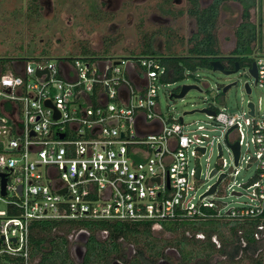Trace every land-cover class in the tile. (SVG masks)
I'll list each match as a JSON object with an SVG mask.
<instances>
[{"label": "built area", "instance_id": "built-area-1", "mask_svg": "<svg viewBox=\"0 0 264 264\" xmlns=\"http://www.w3.org/2000/svg\"><path fill=\"white\" fill-rule=\"evenodd\" d=\"M254 57L255 85L264 89V54ZM166 75L167 66L153 55L85 54L13 59L8 69L0 65V256L33 264L36 221H148L156 226L202 219L208 210L238 220L263 213V98L258 104L248 100L240 113L207 107L215 112L206 115L220 135L210 136L203 125L189 134L185 121L165 118L161 110L159 90ZM235 142L240 145L237 164L228 144ZM216 143L222 145L220 157L225 148L232 163L223 158L221 166L210 168L209 175L216 168L213 177L226 176L213 194L204 196L211 188L207 185L198 198L201 157ZM243 145L252 146L254 154L244 158ZM242 161L246 168L256 164L245 184L236 182ZM234 184L248 191L251 202L225 209L228 203L214 197L226 186L241 196ZM263 228L260 223L256 237ZM89 234L80 228L69 235L77 260Z\"/></svg>", "mask_w": 264, "mask_h": 264}, {"label": "rangeland", "instance_id": "rangeland-1", "mask_svg": "<svg viewBox=\"0 0 264 264\" xmlns=\"http://www.w3.org/2000/svg\"><path fill=\"white\" fill-rule=\"evenodd\" d=\"M208 2L209 0H202L204 6ZM261 4L262 8H259L258 3L257 8L251 10V20L257 25L263 21V41H257L255 53L261 48L263 52L259 53L264 54V0H261ZM187 7V0H0V57L26 60L46 57L56 60L60 57L84 55L81 52L83 49L91 50L92 52L87 53L89 55L95 51L103 57L128 56L139 54L148 45L159 55L185 56L190 47L189 37L197 29L195 19L187 14ZM242 9L238 1H228L220 12L215 34L223 55H229L235 47V30L242 21ZM234 81L237 84L227 92L220 90V86ZM247 81L252 86L251 95L244 87ZM185 84H196L201 91L191 89L183 98L170 99V92ZM260 97L263 98L264 110V89L255 85L248 67L229 76L202 67L194 71L185 69L182 79L166 82L159 90V104L165 118L172 116L175 119L186 111L211 106L226 107L231 113H240L247 108L248 100L258 104ZM184 121L187 124L184 129L189 134L203 125L209 128V131H205L210 136L216 138L220 135V131L213 129V121L204 112L185 114ZM242 152L244 158H247L254 154V149L243 145ZM223 158L231 165V155L224 148V156L220 157L217 143L201 157L203 174L195 191L196 197L199 198L207 185L217 181L218 177L209 178V171L212 167L221 166ZM255 169L256 164L246 168L242 161L236 182H248ZM225 185L226 182L222 183V186ZM232 187L243 194L233 195L226 186L225 191L222 190L214 199L220 197V200L227 202L225 209L251 202L244 187L239 188L236 184ZM187 229L181 225L174 232L155 229L153 234L165 245L167 240L174 241L175 238L186 235ZM224 230L228 233L226 227ZM135 245L136 249L142 247L140 244ZM128 249L127 247V252ZM259 249L264 254V233L258 243ZM258 250L255 253L252 250L244 253L242 250L238 264H250L249 257H256ZM165 254L166 259L155 264H179V253L173 248L168 246ZM73 258L76 262L80 261L74 255ZM223 258L224 255L217 252L212 255L209 264H237L238 261L231 263ZM196 260L190 264L196 263ZM201 262L206 263L205 260ZM125 264H128L127 261Z\"/></svg>", "mask_w": 264, "mask_h": 264}, {"label": "trees", "instance_id": "trees-1", "mask_svg": "<svg viewBox=\"0 0 264 264\" xmlns=\"http://www.w3.org/2000/svg\"><path fill=\"white\" fill-rule=\"evenodd\" d=\"M188 1V12L191 17L195 18L197 29L188 40L190 47L187 55H159L150 45L139 54L133 55H156L162 58L167 65V75L164 79L167 83L182 79L185 69L192 71L199 67L212 69L211 61L216 59H220L227 69H233L237 63L242 68L250 67L255 61V46L262 37V20L258 25L251 20V10L257 8L258 3L261 8V1L211 0L205 7L201 6L200 0ZM228 1H238L242 5V21L235 30V47L229 56L222 57L215 30L221 6ZM107 51L108 48H106ZM81 52L85 55L92 51L83 49ZM13 59L21 58L0 57V65L3 69L11 68ZM214 212V210H208L205 219H177L162 223L167 230H177L181 225L191 224L193 228L206 232L205 240L190 241L184 238L177 241L182 256L181 264H190L196 259L194 264H201L202 260H205L204 264H209L210 258L217 252L226 255L227 262L235 263V257L240 249L244 250V253L250 250L255 253L258 250L259 240L254 235L258 225L260 223L264 225V211L258 217L242 220H221ZM225 227L228 233L224 230ZM80 228L88 229L91 236L87 241L83 260L77 263L71 253L72 242L69 235ZM102 232H107V234L102 236ZM239 232L242 234L240 235ZM213 234L217 235L220 247H216L212 242ZM241 237L246 244L245 246L242 244V247ZM122 240L142 246L138 249V255L132 264H155L163 254L164 245L155 238L152 223L148 221L44 220L36 221L32 225L31 257L33 264H111L116 259H126ZM260 250L256 257H249L250 264H264V254ZM0 264H22V262L18 258L3 255L0 256Z\"/></svg>", "mask_w": 264, "mask_h": 264}, {"label": "water", "instance_id": "water-1", "mask_svg": "<svg viewBox=\"0 0 264 264\" xmlns=\"http://www.w3.org/2000/svg\"><path fill=\"white\" fill-rule=\"evenodd\" d=\"M211 66H212V69H213L214 71H220V72H222L223 74H225V75H227V76L232 75V74H235V73H237L238 71H240L241 69H243L238 63L235 65L234 69H226L225 66H224V64H223L220 60H218V59L211 61ZM248 70H249L250 75H251L252 77H254V79H255V84H256V82H257V66H256V62H255V61L252 63V65H251L250 67H248ZM37 74H38V75L42 74V71H39V70H38V71H37ZM48 77H49V72H48V76H47V78H48ZM236 84H237V81H234V82H232V83H228V84H226V85H222V86H220L219 88H220V90H221L222 92L225 93V92L228 91V89H229L230 87H232L233 85H236ZM244 87H245V90H246V92H247L248 94H250V93L252 92V87H251V84H250L249 81H247V82L245 83V86H244ZM191 89H198V90L201 91L200 87H199L198 85H196V84H192V85H187V84H185V85L180 86V88H179L178 91H176L177 89L171 91L169 97H170V99L183 98V97L186 95V93H187L189 90H191ZM46 104H47V105H50V101H46ZM248 105L250 106V108H251V111H250V112H251V114L253 115V114H254V104H253V102H249ZM197 111H198V112L209 113V114H215V112H214L213 110L208 109V108L195 109V110H192V111H186V112H184V113L179 117V120H180L181 122H183V121H184V116H185V114H191V113H194V112H197ZM228 144H229V146H230V147L233 149V151H234V155H235V164H237V163H238V160H239V157H240V145H239L238 142H235V143H228ZM200 149H201L202 151L205 150L204 148H200ZM218 149H219V154H221V152H222V145H221V144L218 145ZM10 151H11V150H10ZM216 172H217V169H216V168L212 169V171H211L209 177L212 178V177L216 174ZM200 173H201V169L199 168L198 171H197V177H198V178L200 177ZM1 176H2V175H1ZM225 176H226L225 173H221V174L218 176L217 181L214 182V183L211 185V188H210V189L204 194V196H205V195L213 194V193L215 192V190H216L218 184L220 183V181H221ZM5 183H6V179L4 178V179L2 180V186H3L2 194H3V195L6 194V191H5V188H4V187H5ZM235 194L240 195L241 193H239V192H235ZM218 202H222V201H218ZM223 204H226V203L223 202ZM84 255H85V250L83 249V250L81 251V257H79V260H83Z\"/></svg>", "mask_w": 264, "mask_h": 264}, {"label": "flooded vegetation", "instance_id": "flooded-vegetation-1", "mask_svg": "<svg viewBox=\"0 0 264 264\" xmlns=\"http://www.w3.org/2000/svg\"><path fill=\"white\" fill-rule=\"evenodd\" d=\"M210 1L211 0H209V2H208V4L210 3ZM200 3H201V6L202 7H205V6H207V5H203L202 4V0H200ZM225 3H227V2H225ZM225 3L221 6V10H222V8H223V6L225 5ZM187 4H188V7H187V14H189V12H188V10H189V1L187 0ZM221 10H220V12H221ZM193 18V17H192ZM195 19V18H194ZM196 21V20H195ZM194 33V32H193ZM192 33V34H193ZM191 34V35H192ZM191 35H190V37H191ZM189 37V38H190ZM95 52V51H94ZM222 54V53H221ZM92 55H95V56H98V57H103L101 54H98L97 52H95V53H92ZM230 55V54H229ZM229 55H223L222 54V57H226V56H229ZM117 56H119V55H117ZM156 56V55H155ZM107 57H109V56H107ZM156 57H158V58H160L159 56H156ZM162 61H163V59L162 58H160ZM218 60H220V59H218ZM164 62V61H163ZM222 62V61H221ZM225 63H228V62H226V61H224ZM165 63V62H164ZM165 65H166V63H165ZM167 66V65H166ZM235 67V66H234ZM234 67H233V69H234ZM226 68V67H225ZM227 69V68H226ZM179 89H177V91H178ZM217 218H220L221 220H225V219H229V220H231V219H233V218H231V217H229V216H227L226 214L225 215H217L216 216ZM206 218V217H205ZM205 218H202V219H205ZM184 226H186L188 229L186 230V235L184 234L182 237H180V238H175V240L174 241H170V240H167L166 242H168L169 244H167V243H165V245H164V248H163V254L160 256V258H158V260H157V262L158 261H160V262H163L165 259H166V257H167V255L165 254V249L166 248H168V246H170V248H173L177 253H179V264H181V259H182V256H181V251H180V249H179V246L177 245V241L179 240V239H187V240H193V241H195V240H197V241H201V240H205L206 239V232L204 231V230H198V229H195V228H193V225H184ZM152 229H153V232H154V230L155 229H159V230H164V231H170V232H174V231H176V230H167L165 227H164V225L163 224H160V225H156V226H154L153 224H152ZM190 229V230H189ZM192 232V233H191ZM240 233V235L242 234L241 232H239ZM262 233H264V228H263V230H262ZM262 233H261V235H260V238L259 237H256V235H254L255 236V238L257 239V240H261V238H262ZM107 234V232H102V236H105ZM90 234H89V236H87L86 238H85V240H86V242H85V244H84V242L82 243L81 242V245L83 244L84 246H85V248H86V245H87V241H88V239L90 238ZM211 240H212V242L216 245V247H220L221 246V244H220V242H219V239L217 238V235L216 234H213L212 236H211ZM122 242V246H123V248H124V251H125V254H126V259L124 260V258H122L121 260H118V259H116V260H114V261H112L111 262V264H125V261H127V263L128 264H132V261L136 258V256L138 255V249H136V245L134 244V243H130V242H126L125 240H122L121 241ZM242 244H243V246H245L246 244H245V240L244 239H242V237H241V239H240V245H241V247H242ZM126 245H127V247L129 248L128 250H129V252H127V247H126ZM132 252V253H131ZM166 252H167V250H166ZM85 253H86V250H85ZM240 253L242 254V249H240V251H239V253H238V255L235 257V259H236V261L239 263L240 262V257H239V255H240ZM223 259H227L228 260V258H227V256L226 255H224V258ZM81 263V262H80ZM237 263V264H238Z\"/></svg>", "mask_w": 264, "mask_h": 264}, {"label": "crops", "instance_id": "crops-1", "mask_svg": "<svg viewBox=\"0 0 264 264\" xmlns=\"http://www.w3.org/2000/svg\"><path fill=\"white\" fill-rule=\"evenodd\" d=\"M260 1H261V0H260ZM261 8H262V4H261ZM262 22H263V21H262ZM261 29H262V28H261ZM261 31H262V30H261ZM262 41H263V40H262V37H261V41H260V43H261ZM263 45H264V43H263ZM260 46H261V45H260ZM259 48H260V47H259ZM260 49H261V48H260ZM260 49H259V52H263L262 49H261V50H260ZM263 50H264V46H263ZM259 52H258V53H259Z\"/></svg>", "mask_w": 264, "mask_h": 264}]
</instances>
